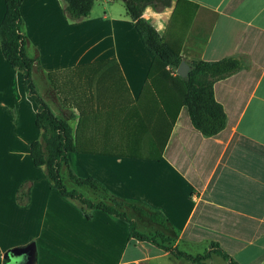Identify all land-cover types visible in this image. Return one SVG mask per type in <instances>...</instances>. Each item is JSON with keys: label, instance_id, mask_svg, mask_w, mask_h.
I'll list each match as a JSON object with an SVG mask.
<instances>
[{"label": "crops", "instance_id": "1", "mask_svg": "<svg viewBox=\"0 0 264 264\" xmlns=\"http://www.w3.org/2000/svg\"><path fill=\"white\" fill-rule=\"evenodd\" d=\"M115 3L95 0L89 16L72 21L61 0H23L26 48L40 61L32 77L47 80L42 87L59 112L75 115L74 132L83 113L112 109L109 127L117 142L159 143L167 135L159 159L153 158L158 151L81 149L69 162L76 174L96 178L118 199L159 212L167 226L125 209L138 232L148 234L138 230L148 222L167 247L130 236L125 221L101 210L87 218L50 186L29 157V143L40 137L36 106L0 48V264H230L212 251V242L237 264H264V0H173L167 8L149 5L143 12L188 65L194 59L240 61L238 70L214 82L226 119L213 136L192 126L186 106L170 128L172 91L154 84L161 67L149 75L154 57L126 9L117 10ZM4 12L0 0V21ZM109 60L114 80L119 67L124 84L113 91L109 85L86 86L83 97L57 105L62 101L48 73L97 68ZM93 122L86 136L102 133ZM25 180L30 197L20 205L15 193ZM207 250L212 253L202 262L173 254Z\"/></svg>", "mask_w": 264, "mask_h": 264}, {"label": "trees", "instance_id": "2", "mask_svg": "<svg viewBox=\"0 0 264 264\" xmlns=\"http://www.w3.org/2000/svg\"><path fill=\"white\" fill-rule=\"evenodd\" d=\"M22 1L4 0L5 12L0 21V48L2 55L9 65L20 72L23 88L36 105L34 122L40 130V137L29 143V157L31 162L36 167H42L50 186L56 189L62 197L75 201L87 218L91 217V211L101 210L125 221L128 225L130 236L141 241L156 242L155 238L151 235L138 232L135 222L127 217L125 211H118L116 207L128 206L137 210L149 220L167 226L166 219L159 212L151 211L141 205L118 199L110 194L99 180L91 176L76 174L69 165L71 158L81 148L77 145L75 132L68 120L55 115L36 89L32 75L35 69H40V61L37 55L30 56L26 48L29 41L25 32L24 21L20 14ZM61 1L64 15L72 21L82 20L89 16L95 2V0ZM172 1L123 0L127 15L133 21L145 47L154 57L149 75L151 76L153 67L159 64L162 73L154 79V84L168 86L172 91L170 99L172 102L170 128H172L181 106H186L192 126L205 136H213L224 128L226 119L222 105L214 97V82L238 70L240 68V61L233 57L220 60L194 59L189 62L190 69L186 77H181L178 74L172 75L181 61V56L178 51L164 41L156 28L143 16V12L147 6L152 5L155 10H162L171 6ZM110 61H105L102 66L101 64H96L98 67L95 68V75L102 76V78L114 79L115 71L109 65ZM167 66H169V69L166 68ZM82 68L90 67H79L75 70L77 71ZM48 76L56 89V83L51 73H48ZM119 84H124V79L118 67ZM96 85L99 86L100 83ZM100 86L104 85L101 84ZM70 116V118L75 119V115L71 114ZM80 122L81 118L79 119L78 126ZM155 127L157 129L158 124ZM159 128H162L161 123ZM166 137L167 135L159 143L153 141L147 143L141 142L144 143V148L141 149L145 151L149 150L150 153L158 151L157 155L153 158L159 159L166 143ZM130 142L133 143L132 141H126L120 144L127 145ZM136 144L138 145L137 142ZM141 149L138 151H130V149L123 148L119 151L121 154L133 155L143 151ZM115 154H118V152H115ZM62 165L66 166L69 178L77 186H86L92 190L108 194L112 204H107L103 201L93 202L77 189H67L60 174ZM29 183L28 180H25L16 189L15 199L20 205H26L29 202ZM160 236L165 240L162 234ZM211 248L212 251L217 252L224 259L228 260L230 264H237L228 254L219 248L217 243L212 242ZM212 251L207 250L202 254L194 256L182 251L173 252V254L196 262H202L210 256Z\"/></svg>", "mask_w": 264, "mask_h": 264}, {"label": "rangeland", "instance_id": "3", "mask_svg": "<svg viewBox=\"0 0 264 264\" xmlns=\"http://www.w3.org/2000/svg\"><path fill=\"white\" fill-rule=\"evenodd\" d=\"M117 10H125V5L123 0H116L115 6ZM177 19V18H176ZM21 77V75H20ZM86 78V79H85ZM56 83V88L59 92V98L60 103H57V105L62 104L65 105V102H69V98H75V97H83L82 94V88L83 87H89L93 84H98L107 86L109 85V90L113 91L115 87H118V81L111 79V78H102V76L95 75V68H82L78 69L77 71H71V72H64L62 74H57L53 77ZM36 88L38 89L39 94L48 102V104L55 110L57 116H62L70 120V124L73 125L75 123L74 118H70V114L68 115V112L63 114L62 112H59L58 109L55 108L54 103L52 100L46 95L45 92V85L43 81H45V78H41L40 74H35L34 76ZM47 82V80L45 81ZM45 86V87H42ZM99 85V86H100ZM98 86V85H97ZM49 91H53V89L48 85ZM74 93V94H73ZM56 93H54V97ZM32 99V98H30ZM64 101H63V100ZM72 100V99H71ZM74 100V99H73ZM33 102V105H35V102L33 99L31 100ZM77 106H79L77 104ZM60 107V108H61ZM114 112L113 110H103L99 112H93V114L83 113L81 116V122L78 128L75 130V137L77 139V145L81 149H90V150H106V151H112V152H118V150L124 149H130L138 151L141 148H144V143L139 142L138 140L132 141L133 143H127V145H121L120 142H117L114 140L115 137H113V126L109 127L111 121H113ZM92 120L93 123H96L97 126H94L95 130L101 131V134L98 135H88L86 136L88 122ZM91 126H89L90 128ZM93 129V128H92ZM94 130V131H95ZM106 132H110L112 134H106ZM104 133V134H103ZM84 138H91L87 141H81ZM132 139V138H130ZM138 143V145L136 144ZM127 146V147H125ZM143 146V147H142ZM143 150V149H141ZM62 181L67 189H77L80 191L86 198L90 199L93 202H99L103 201L107 204H112L111 198L108 194L92 190L86 186H77L68 176L67 168L65 165H62L61 171H60ZM74 203L77 205V203L74 201ZM79 206V205H78ZM126 208H129L128 206H117L116 209L118 211H125ZM147 220V219H146ZM149 221V220H148ZM148 222H145V226L140 225V229L142 231L149 232L148 235H151L155 238L156 242L161 245L163 248L167 247L163 243H165V240L161 238L160 233L154 232V229H148L147 224Z\"/></svg>", "mask_w": 264, "mask_h": 264}, {"label": "water", "instance_id": "4", "mask_svg": "<svg viewBox=\"0 0 264 264\" xmlns=\"http://www.w3.org/2000/svg\"><path fill=\"white\" fill-rule=\"evenodd\" d=\"M188 71H189V65L184 60H181L178 67L176 68V73L181 77H186Z\"/></svg>", "mask_w": 264, "mask_h": 264}]
</instances>
